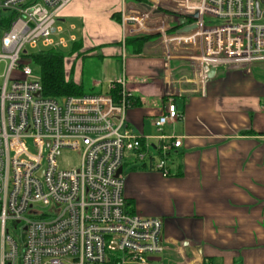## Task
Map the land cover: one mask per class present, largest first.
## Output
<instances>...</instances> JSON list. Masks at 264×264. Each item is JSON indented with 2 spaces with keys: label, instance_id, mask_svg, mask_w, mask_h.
Instances as JSON below:
<instances>
[{
  "label": "built area",
  "instance_id": "built-area-1",
  "mask_svg": "<svg viewBox=\"0 0 264 264\" xmlns=\"http://www.w3.org/2000/svg\"><path fill=\"white\" fill-rule=\"evenodd\" d=\"M69 1L0 0V264H151L165 249L162 219L129 212L116 174L126 153L143 161L149 148L126 123L125 78L116 77L105 93L47 97L26 52V46L53 45L58 12ZM146 1L122 0L125 33L164 29L150 17L164 0ZM168 4L177 19L197 12L186 25L196 23L190 33L199 41L203 76L204 65L264 62V1ZM181 118L169 100L152 124L161 130ZM180 145V137L163 141L152 168L167 175L166 156ZM66 153L79 161L60 163Z\"/></svg>",
  "mask_w": 264,
  "mask_h": 264
},
{
  "label": "crops",
  "instance_id": "crops-1",
  "mask_svg": "<svg viewBox=\"0 0 264 264\" xmlns=\"http://www.w3.org/2000/svg\"><path fill=\"white\" fill-rule=\"evenodd\" d=\"M121 5L70 0L46 48H69L65 77L82 92L84 62L77 57L85 53L98 71L89 81L98 92L90 93L109 92L116 77L125 78L126 123L149 148L143 161L125 154L122 195L129 212L162 219L165 249L152 263L264 264V62L220 65L208 78L198 71L197 57L178 53V36L165 39L172 47L150 41L136 51L135 43L125 44L135 35L121 26ZM169 100L182 118L157 130L152 121ZM175 137L181 145L169 150L163 175L152 165L162 142Z\"/></svg>",
  "mask_w": 264,
  "mask_h": 264
},
{
  "label": "rangeland",
  "instance_id": "rangeland-1",
  "mask_svg": "<svg viewBox=\"0 0 264 264\" xmlns=\"http://www.w3.org/2000/svg\"><path fill=\"white\" fill-rule=\"evenodd\" d=\"M175 1L176 0H164V2L162 4L158 3L156 7L163 9L165 12L160 11V12H156V13L150 15V17L153 18V20L151 22H155L156 24H158L157 26H159V25L164 26V29H162V31L160 28H158V29L150 31V32H139L138 34H135V36L141 35V34L150 35V34L158 33L159 34L158 37L144 41L142 46L147 42L155 41V43H157L158 46H163L165 48L167 47V45H170V47H172L169 42L168 43L165 42V39H167L169 37H173V36H178L177 39H175L176 43H178L177 45L180 46V50L178 53L185 52V53L189 54L191 57H197L198 58V56L200 55V51L197 49L199 47V41H198L197 36H195L194 34H191L190 32H180L179 27L173 31L170 30L172 25H174V24L179 25V24H177L178 19L175 16V15H177V12L171 10V8L168 6L169 5L168 3H174ZM165 13L166 14L168 13L170 16L165 15ZM169 18L172 20H169ZM69 20L70 19H68V21H66V22L69 23ZM72 20L77 24V27L80 28V23L78 22V20L77 19H72ZM142 46L140 47V49L142 48ZM44 48H46V47H43L40 44L36 48H31L29 46H26V52L28 54H33L36 51L42 50ZM171 50H172V48H171ZM68 51H69V48H66V49L62 48L61 49V52L65 54L66 58L68 57ZM171 53L175 54V52L174 53L171 52ZM68 59L69 58H67L66 61ZM77 59L80 62H84V65L82 68V80H83L84 92L85 93L98 92V91H90L92 89L90 88L89 81L91 80V78L93 76L97 75V72H98L93 67V65H91L89 63V60L91 59V57L85 53V54L77 57ZM194 62L196 63V67H197L199 60L194 59ZM59 161L62 164H70V163L76 164L79 161V155L76 153H66L59 159ZM42 210H46V208H42ZM152 264H155V263H152Z\"/></svg>",
  "mask_w": 264,
  "mask_h": 264
},
{
  "label": "trees",
  "instance_id": "trees-1",
  "mask_svg": "<svg viewBox=\"0 0 264 264\" xmlns=\"http://www.w3.org/2000/svg\"><path fill=\"white\" fill-rule=\"evenodd\" d=\"M138 3H147L146 0H132ZM159 11L165 12L163 9ZM5 24L0 23V29H3ZM179 25H172L170 30L173 31L178 28ZM159 34L150 35H136L134 37L125 38V44H136V51L140 49L143 42L155 37ZM31 57V64L34 71L40 77L42 85V94L47 97L58 98L68 95H80L83 94L81 86L76 84L70 79L65 77L64 73V53L60 50H54L52 48H44L36 51L33 54H29ZM113 95L116 94V90H111Z\"/></svg>",
  "mask_w": 264,
  "mask_h": 264
},
{
  "label": "water",
  "instance_id": "water-1",
  "mask_svg": "<svg viewBox=\"0 0 264 264\" xmlns=\"http://www.w3.org/2000/svg\"><path fill=\"white\" fill-rule=\"evenodd\" d=\"M264 1V0H262ZM256 15H259V8H256ZM197 17V12L194 13H190L188 14L186 17H179L178 19V24L181 25V31L182 32H190L191 30L196 28V23H191L186 25L188 18L191 19H195ZM204 68L206 69V77H212L214 75L215 72V67L211 66V67H207V65H204ZM38 95V93H37ZM121 173V167L118 168L116 174H120Z\"/></svg>",
  "mask_w": 264,
  "mask_h": 264
}]
</instances>
